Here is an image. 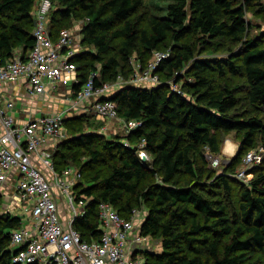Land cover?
Masks as SVG:
<instances>
[{"label":"trees","instance_id":"16d2710c","mask_svg":"<svg viewBox=\"0 0 264 264\" xmlns=\"http://www.w3.org/2000/svg\"><path fill=\"white\" fill-rule=\"evenodd\" d=\"M51 1L58 9L50 17L65 23L57 30L50 26L52 37L57 40L70 22L85 20L81 43L94 49L72 58L78 65L77 91L91 76L96 85L109 84L119 76L132 77L134 61L146 67L155 52L169 53L156 70L162 83L124 85L108 97L116 102L119 117L139 122L126 141L105 138L97 130L105 122L93 115L64 119V126L69 120L98 121L96 130L82 132L74 126L53 155L60 174L77 158L68 148L78 147L87 156L76 166L82 179L74 189L88 201L84 215L74 222L83 240H100L99 206L108 202L124 218L136 208L145 212L140 233L163 247L162 252L155 247L144 251L145 264H264V165L237 200L229 175L259 137L264 146V35L249 37L246 19L248 11L264 16L262 0H168L165 15L148 17L140 13L143 0ZM35 3L0 0L2 60L17 55L18 48L26 57L33 48ZM219 37L239 50L228 59L197 57L200 44L204 48ZM225 66L245 79L244 97L256 114L245 117L236 110L240 100L226 80ZM171 81L182 82L183 92L174 91ZM220 130L242 131L243 139L240 156L230 160L213 185L217 195L209 196L201 186L207 173L205 150L221 154ZM142 142L149 161L139 156ZM222 188L226 194L220 198ZM21 227L19 216L0 214V264H19L14 256L20 248L13 246L11 236Z\"/></svg>","mask_w":264,"mask_h":264},{"label":"built area","instance_id":"2783aa9c","mask_svg":"<svg viewBox=\"0 0 264 264\" xmlns=\"http://www.w3.org/2000/svg\"><path fill=\"white\" fill-rule=\"evenodd\" d=\"M51 0H43L41 7L35 11V44L28 56L15 55L6 60L0 56V120L3 134L0 136V188L8 181L12 170H17L15 199L28 202L34 223L32 231L21 227L13 232L12 244L20 248L14 256L19 264H145L144 251L152 237L144 236L137 228V221L145 217V212L133 209L130 218H124L111 203L103 202L99 206L100 240H83L74 222L79 215L78 206H86L87 200L74 192L82 179L79 171L72 167L59 174L53 162V153L40 149L42 143L50 138H60L64 134L63 113H54L34 117L28 116L23 125H17L12 115L16 103L13 98H6L3 87L24 78L32 95L50 91L56 96L71 101L74 105L90 102L86 115H93L97 120L107 122L117 118V104L110 100L114 84L96 85L91 76L79 91L78 65L72 58L81 53L74 47L82 41V32L76 38L74 28L61 30L57 40L50 33ZM88 20V19H87ZM86 20V21H87ZM79 39V41L77 40ZM82 44V43H81ZM169 53L155 52L154 58L146 67L135 66V73L126 80L119 76L116 86L133 84L144 88L157 86L162 80L156 70L163 58ZM182 93V86H172ZM106 98V99H105ZM129 131L139 125L138 121L128 122ZM102 130L106 126H102ZM129 145V142L126 143ZM145 142L138 145V153L143 161L150 156L144 150ZM208 157L213 165L221 162L219 157ZM41 160V164L35 162ZM244 162L261 163V156L250 151ZM240 175H245L240 172ZM56 189L68 200L73 218L64 223L58 202ZM22 202L20 205H22ZM81 212H84L83 209Z\"/></svg>","mask_w":264,"mask_h":264},{"label":"rangeland","instance_id":"374dc122","mask_svg":"<svg viewBox=\"0 0 264 264\" xmlns=\"http://www.w3.org/2000/svg\"><path fill=\"white\" fill-rule=\"evenodd\" d=\"M261 2L264 4V0H262ZM42 4H43V0H36L35 11L39 8V6L41 7ZM168 4H169L168 0H143V7L140 13L143 14L145 17H148L150 15L162 16L167 13ZM55 6L56 5L53 4V7L51 9L52 12L53 10L58 9V6L56 7ZM51 17H50V26L53 25V28H55L56 30L59 29L60 27L65 26L64 25L65 23H62L63 21H61V23H56L52 20ZM246 19L251 24V31H250L249 37L261 39L262 35H264V16L253 14L248 11V14L246 15ZM70 23H71L70 26L74 28L75 30L76 38H78L81 34L82 27L85 24V20H76V21L74 20ZM144 26H147V27L149 26L148 20H145ZM77 40L79 41V39ZM260 43L262 46H264V39H262ZM206 45L207 46L203 48L202 45L200 44L197 57L228 59L231 57L234 51L239 50V46L233 45L232 43L229 42V40L222 38V37L209 39L208 44ZM74 47L79 49V51L81 50L80 51L81 53L86 50H94L93 48L82 45L80 42H76L74 44ZM17 50L18 52H20L19 51L20 48H18ZM138 64L140 65L141 63L134 61L135 66H137ZM225 71H226L225 75L227 77L226 80H230V84L232 88L235 89V92L237 93V96L240 100L239 105L236 110L245 117L252 115V114H256L257 112L252 110V107L248 104V102L245 100V97H244L245 96V93H244L245 79L241 77L240 75H235L231 73L229 71L228 66H225ZM183 72L185 73V71ZM163 76L164 75H162V77ZM122 77L126 80H129L131 78V76L128 78H126L125 76H122ZM110 84L115 85V86H112L113 91H116L117 89H119V86L118 85L116 86V82H112ZM170 84L172 86L176 85L175 82H172V81L170 82ZM178 85L182 86V82L179 83ZM96 121H94L93 119L90 120L89 122H82L80 120L79 121L69 120L65 124L63 136L60 139H58L60 140L59 144L62 143L64 140H66L69 136H71V132L74 130L73 128L74 126H77L78 129L81 130L82 132H85L87 130H96L98 128ZM105 124H106V129L102 130L103 128L101 127L105 126ZM105 124L102 126L99 125L101 127L97 129L101 132V134H103L105 138L110 139V140L113 139V140H118V141H123V140L126 141L125 137L128 134L129 125H128V122L125 121L124 118L120 116L119 118L111 122L109 121L105 122ZM218 136L221 141V154L214 155L211 152H206L208 151V149L205 150L208 164L207 163L205 164L207 173L205 175V178L202 180L201 186L210 192L208 193L210 194L209 196L217 195L218 192L216 191V189H214L215 187L213 185L216 186L219 183V175L226 173L225 168L228 167L227 164L230 162V160L233 158H236L239 155V150L242 145L243 132L242 131L226 132V131L220 130L218 131ZM229 140L230 141L232 140L233 144L235 145L234 148L232 147L233 150L230 153L227 152V145L230 143ZM67 151L69 155H72L75 152V157L77 158L75 160L71 159L69 163L71 164L73 171H77L78 170L77 167H79L81 163H83V161L86 160L87 156L78 147H72L71 149L68 148ZM250 151H253L257 155L261 156V163L258 162V163L249 164V163L244 162L245 153H248ZM245 153H243L241 156L239 155L240 161L235 171L229 172V175L232 176L231 186L234 189L236 200L239 197L240 191L245 186H247L250 183V181L254 178V172L257 169H259L258 167L260 165L262 164L264 165L263 163L264 162V146L261 143V138L259 137V141L255 147L247 150ZM209 154H212L213 158L214 156L219 157L221 159V162L218 165H213V163L211 162V159L208 157ZM240 172H244L245 175L241 176ZM0 194L2 195V200H3V204L0 207V214L10 213L14 215V213L16 212V215H18L22 212L23 220H24L23 225L24 226L28 225L29 222L31 221V212H30L29 204H27L25 201L24 202L21 201L22 205H20L21 202L18 199L17 200L15 199V196L17 193L14 194V192L9 191L8 188H6V190L4 191L0 190ZM225 194L226 193L222 188V194L221 196L219 195L220 198L224 197ZM17 208L20 211H18ZM148 244H149L148 249L149 247L151 248L155 247V251L157 252L163 251L162 244L157 239L152 238Z\"/></svg>","mask_w":264,"mask_h":264},{"label":"crops","instance_id":"0c3cea01","mask_svg":"<svg viewBox=\"0 0 264 264\" xmlns=\"http://www.w3.org/2000/svg\"><path fill=\"white\" fill-rule=\"evenodd\" d=\"M19 51L20 52H18L17 50V55H22L21 48ZM50 90L51 89L48 86L46 92L42 94L32 95L29 92L28 82L24 78L20 79L19 81L15 83L6 84L3 87L2 91L5 94L6 98H13L15 100L16 106H15V109L12 111V115L15 119V123L17 125L25 124L28 120L29 115L37 117V116H43V115H51L54 113H63L64 118L78 116V114L83 115L86 112V108H88L90 105V102L88 101L84 102L83 104L74 105L71 101L65 98L56 96ZM2 134H3V126L0 120V136ZM60 138H50L46 140L44 143L41 144L40 149L48 150L52 152L54 155L56 148L60 142V140L58 139ZM234 146L235 145L233 144V141L231 140L230 143L227 145V152L230 153L233 150ZM35 162L37 164H41V160L39 158H35ZM18 177H19L18 171L12 170V172L9 174L8 181L0 188V190L4 191L6 190V188H8L9 191H13L14 194H16L17 193L16 182H17ZM56 192L58 196V202H59V206L61 210L62 219L64 223H67L73 218L74 215L72 213V210L70 209L68 200L65 197H63V195L57 189H56ZM26 203L29 204L28 202ZM87 205H88V201L86 203V206ZM86 206L84 208L82 206H78L79 207L78 210L80 212L78 217L84 215L86 211ZM82 209L84 212H81ZM30 212H31V206H30ZM14 215L19 216L22 219V227H25L26 229L32 231L34 235H36L35 230H34V223L32 221V216H31V221L29 222V224L24 226L22 212L18 215H16V212H15ZM144 218L136 222L138 229H140V226L142 225Z\"/></svg>","mask_w":264,"mask_h":264},{"label":"bare ground","instance_id":"6f19581e","mask_svg":"<svg viewBox=\"0 0 264 264\" xmlns=\"http://www.w3.org/2000/svg\"><path fill=\"white\" fill-rule=\"evenodd\" d=\"M230 150V149H229ZM231 151V150H230ZM229 158V157H228ZM225 162V161H224Z\"/></svg>","mask_w":264,"mask_h":264}]
</instances>
